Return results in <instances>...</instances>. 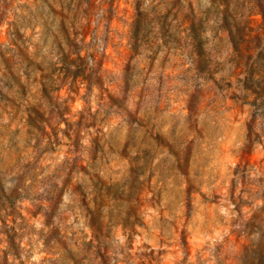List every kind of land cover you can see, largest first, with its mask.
<instances>
[{
  "label": "clouds",
  "instance_id": "9594fccd",
  "mask_svg": "<svg viewBox=\"0 0 264 264\" xmlns=\"http://www.w3.org/2000/svg\"><path fill=\"white\" fill-rule=\"evenodd\" d=\"M258 19L0 0V264H264Z\"/></svg>",
  "mask_w": 264,
  "mask_h": 264
},
{
  "label": "rangeland",
  "instance_id": "374dc122",
  "mask_svg": "<svg viewBox=\"0 0 264 264\" xmlns=\"http://www.w3.org/2000/svg\"><path fill=\"white\" fill-rule=\"evenodd\" d=\"M262 23H263V19H258V20L253 24V26H252V28H253L252 35H253V36L258 35V33H256L255 29H256L257 27H262ZM122 51H123V50H122ZM105 63L108 64V65L110 66V61H105Z\"/></svg>",
  "mask_w": 264,
  "mask_h": 264
},
{
  "label": "trees",
  "instance_id": "16d2710c",
  "mask_svg": "<svg viewBox=\"0 0 264 264\" xmlns=\"http://www.w3.org/2000/svg\"><path fill=\"white\" fill-rule=\"evenodd\" d=\"M262 27H264V19H263Z\"/></svg>",
  "mask_w": 264,
  "mask_h": 264
}]
</instances>
